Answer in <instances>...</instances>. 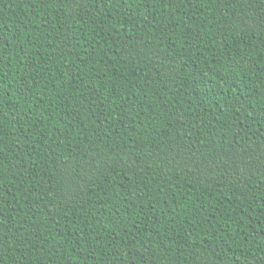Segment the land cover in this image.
<instances>
[{
  "label": "trees",
  "instance_id": "1",
  "mask_svg": "<svg viewBox=\"0 0 264 264\" xmlns=\"http://www.w3.org/2000/svg\"><path fill=\"white\" fill-rule=\"evenodd\" d=\"M0 264H264V0H0Z\"/></svg>",
  "mask_w": 264,
  "mask_h": 264
}]
</instances>
